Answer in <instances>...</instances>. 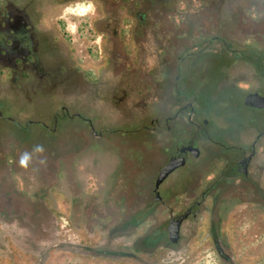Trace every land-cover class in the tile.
I'll return each instance as SVG.
<instances>
[{"label": "rangeland", "instance_id": "374dc122", "mask_svg": "<svg viewBox=\"0 0 264 264\" xmlns=\"http://www.w3.org/2000/svg\"><path fill=\"white\" fill-rule=\"evenodd\" d=\"M19 1L65 67L46 87L33 75L12 80L0 65V130L16 116L30 140L17 168L2 173L0 264H264L263 127L243 104L262 88L246 57L264 56V0H90L84 16L64 14L78 0ZM203 119L200 156L188 155L155 200L160 167ZM253 140L248 177L210 187L225 180L232 155L219 142ZM34 203L48 229L28 231L27 241L8 212ZM140 210L136 224L115 230ZM186 210L170 243L168 220Z\"/></svg>", "mask_w": 264, "mask_h": 264}, {"label": "flooded vegetation", "instance_id": "af4514ba", "mask_svg": "<svg viewBox=\"0 0 264 264\" xmlns=\"http://www.w3.org/2000/svg\"><path fill=\"white\" fill-rule=\"evenodd\" d=\"M28 6V3L21 5L19 0H3L0 3V65L10 71L12 80L16 81V75L22 78L27 77V75H33L37 78L38 86H56L59 82V75L65 67V62L59 59L62 55L59 51H56L52 40L44 39L45 37H43L36 23L33 21L34 18H32ZM116 32V30L113 31L114 34ZM223 42L226 43L224 40ZM44 50L49 51L52 57L51 62L47 61L48 59L44 57ZM260 55L262 58L258 64L256 61V53H248L246 58L252 64L254 71L259 72L258 75L262 81V88L252 92H257L264 96V56L262 54ZM55 59L56 61L54 62ZM252 92H248L243 96V104L246 109H249L255 114V117L250 120L251 124L263 127L257 134V138H260L264 136V108H255L244 103L245 96ZM125 97L124 94V99ZM184 108H189L190 113H192V102H186ZM257 114L259 117H256ZM78 116H80V114ZM176 117L177 115H174L172 118ZM188 118H191V114L188 115ZM7 119L10 125L0 130V187L5 184L2 173L7 171V169H16L18 158L21 159L22 156L25 155L23 149L26 147H24V145H28V147L30 145L27 133H17L16 123H13L17 119L16 116L11 115L7 117ZM85 119L91 126V120L88 118ZM155 121L156 119H151V123ZM192 123L193 121L191 124ZM202 123L203 124H199L195 122V131H193L191 137L186 142L176 147V153L170 156L168 161L172 158L182 157L184 159L183 165L186 164L188 155H192L190 147H198V140L196 138L197 132H206L205 129L208 121L203 119ZM167 128H169V126H167ZM93 135L101 137L100 132H96V134ZM219 144L222 147L223 153L232 152V155L226 157V171L222 173V178L225 180L218 179L212 181L209 186L212 187L216 185L217 182L220 183L224 181H228L229 183L238 182L241 180L240 177L247 178L250 165L256 155V140H253L251 143L238 145H226L220 142ZM199 156L193 157L198 158ZM164 165H162L160 169ZM244 167L246 170H243ZM67 188L71 191L73 187L71 188L70 185H67ZM161 200L162 197L159 201ZM9 213L12 214L11 217L22 222L25 227V230H23L25 231L24 235L27 234V225H29L28 223H31L32 220L38 221L41 226H45L47 222L43 210L37 203L12 208V211H9L8 214Z\"/></svg>", "mask_w": 264, "mask_h": 264}, {"label": "water", "instance_id": "95a60500", "mask_svg": "<svg viewBox=\"0 0 264 264\" xmlns=\"http://www.w3.org/2000/svg\"><path fill=\"white\" fill-rule=\"evenodd\" d=\"M140 18H144V13H139ZM244 103L248 104L255 108H264V96L258 94L257 92L249 93L244 98ZM75 115H79L78 112L74 113ZM91 131L93 134H96V130L91 127ZM190 152L193 156L197 157L200 155V148L199 147H190ZM252 154V152H251ZM250 154V155H251ZM184 164V159L182 157H176L170 159L158 172L157 177L154 182V191H155V200H160L161 195L158 191L159 185L166 179V177L177 167ZM243 170H246L244 167ZM190 210H186L184 213L178 215V216H170L168 223H167V231H168V240L170 243H176L179 240L180 237V227L182 224V221L189 215ZM219 251L222 255V257L225 260H229V255L224 252L222 249L219 248Z\"/></svg>", "mask_w": 264, "mask_h": 264}, {"label": "trees", "instance_id": "16d2710c", "mask_svg": "<svg viewBox=\"0 0 264 264\" xmlns=\"http://www.w3.org/2000/svg\"><path fill=\"white\" fill-rule=\"evenodd\" d=\"M256 61L257 64L259 63L260 59L262 58V56L260 55V53H256ZM259 66V65H258ZM256 117H259V115L257 114ZM260 193V198L264 204V190L259 191ZM143 212V210L137 211L135 213H133L131 215V217L128 220H125L121 225H118L115 230H121L123 227L125 228L127 225H134L136 224L139 220H140V215ZM29 225H27L28 231L30 232H37V231H41L43 228V231L48 229V220L46 222L45 226H41L40 223L36 220H32L31 223H28ZM119 232V231H117ZM31 235H29V233L27 232V234L25 235V239L28 241V238H30Z\"/></svg>", "mask_w": 264, "mask_h": 264}, {"label": "clouds", "instance_id": "9594fccd", "mask_svg": "<svg viewBox=\"0 0 264 264\" xmlns=\"http://www.w3.org/2000/svg\"><path fill=\"white\" fill-rule=\"evenodd\" d=\"M94 11L93 4L90 0H78L74 5H70L64 9V14H73L77 16H84L85 14L91 13ZM68 28L70 31H75V25L69 24Z\"/></svg>", "mask_w": 264, "mask_h": 264}, {"label": "snow or ice", "instance_id": "6c2138e0", "mask_svg": "<svg viewBox=\"0 0 264 264\" xmlns=\"http://www.w3.org/2000/svg\"><path fill=\"white\" fill-rule=\"evenodd\" d=\"M25 159H26V157H25ZM21 163H24V161L22 160Z\"/></svg>", "mask_w": 264, "mask_h": 264}]
</instances>
